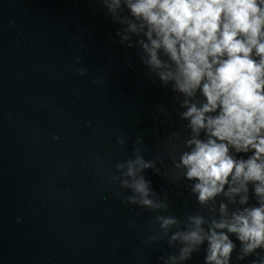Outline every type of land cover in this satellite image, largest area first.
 <instances>
[{
    "label": "clouds",
    "instance_id": "1",
    "mask_svg": "<svg viewBox=\"0 0 264 264\" xmlns=\"http://www.w3.org/2000/svg\"><path fill=\"white\" fill-rule=\"evenodd\" d=\"M118 25L115 35L139 50L147 74L175 94L190 136L176 157L178 133L168 138L172 183L193 182L201 208L181 220L158 214L159 230L149 241L167 238L174 254L164 264H185L204 247V264H231L264 252V0H99ZM79 63V61H77ZM81 75L86 69H77ZM161 112L166 109L161 108ZM54 139H59L54 137ZM125 138L117 143L124 144ZM142 138L133 158L115 165L127 204L167 212L146 170L160 169V157L146 160ZM237 197L239 199L237 200ZM254 198L255 203H251ZM238 205L230 209L229 205ZM207 224V227L205 225ZM175 228V231H173ZM235 237V241L232 239ZM206 246V247H205ZM252 264H264V257Z\"/></svg>",
    "mask_w": 264,
    "mask_h": 264
}]
</instances>
